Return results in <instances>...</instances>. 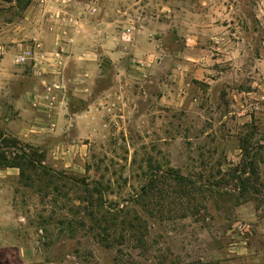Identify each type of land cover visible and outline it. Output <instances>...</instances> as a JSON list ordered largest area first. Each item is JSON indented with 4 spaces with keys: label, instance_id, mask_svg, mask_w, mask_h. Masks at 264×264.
<instances>
[{
    "label": "rangeland",
    "instance_id": "obj_1",
    "mask_svg": "<svg viewBox=\"0 0 264 264\" xmlns=\"http://www.w3.org/2000/svg\"><path fill=\"white\" fill-rule=\"evenodd\" d=\"M107 42L89 101L115 89L110 126L11 131L20 77L95 75ZM1 134L65 188L2 178L0 264H264V0H0Z\"/></svg>",
    "mask_w": 264,
    "mask_h": 264
},
{
    "label": "crops",
    "instance_id": "obj_2",
    "mask_svg": "<svg viewBox=\"0 0 264 264\" xmlns=\"http://www.w3.org/2000/svg\"><path fill=\"white\" fill-rule=\"evenodd\" d=\"M66 12L68 9H64ZM46 44L43 43V40H39L37 43V49L40 51L39 58L37 59V66L42 65V61L45 58L44 53L48 56L47 48L44 49ZM110 45L104 43L98 52H85V58L90 61L80 62L81 65L95 67V75L90 74L89 70H86L85 75L82 74L83 70L79 69L78 62L76 63L77 69H65V66H61L62 82L59 83L61 76L56 77L55 81H58V84L47 86L45 84L49 82V78L52 76L50 74L44 75L36 71L34 79L36 82H33L31 86H27L28 79L25 76L20 77L18 85L22 88L12 89L11 94L8 95L12 98L11 103L13 108L18 114L16 120L6 119L8 121V127L11 131L22 140L26 142H34L35 133L34 130L52 128L53 129H63L67 126H73L76 124H83L90 128H106L110 126L109 120H114L115 116V105L117 104L116 97L118 96L115 89L111 88L105 90L103 94L98 96L96 102H91L92 85L91 83L94 80V76L102 77L105 75L104 67L96 60H101L102 57H109L115 59L119 56V51L117 49L109 50ZM65 50V48H63ZM44 52V53H43ZM42 53V54H41ZM62 62L67 61L68 56L63 53L60 54ZM78 58L81 56H77ZM48 60L49 57H48ZM74 60V59H72ZM69 72V73H68ZM85 72V70H84ZM70 74V75H69ZM22 78V79H21ZM82 80V84H78ZM62 84V85H61ZM62 86V87H61ZM70 88L72 95L80 98L83 102L87 103V106L79 112H72L70 105L68 103V93L67 88ZM168 100L166 95L160 96V103L166 102ZM97 112V114H95ZM96 115V124L91 120L93 115ZM110 114V115H109ZM106 116H109L107 119ZM86 122V123H85ZM81 124V125H82ZM23 128V129H22ZM33 131V132H32ZM38 135V133H36ZM11 170L14 168H5L0 169V182L2 178H5L8 174H11ZM17 174V173H16ZM2 183V182H1Z\"/></svg>",
    "mask_w": 264,
    "mask_h": 264
},
{
    "label": "trees",
    "instance_id": "obj_3",
    "mask_svg": "<svg viewBox=\"0 0 264 264\" xmlns=\"http://www.w3.org/2000/svg\"><path fill=\"white\" fill-rule=\"evenodd\" d=\"M5 134H1L0 135V139L5 140H10L11 138H7L5 137ZM7 138V139H5ZM11 140H17V139H11ZM15 142V141H14ZM41 154L38 153L37 151H30V153H26L25 151H21L19 156H16L15 159L8 160L6 159V157L1 156L0 157V169H5V168H17L20 171V178L22 179V181H25L26 184H28V182L33 181V179H35L38 183H43L42 180L45 177H49L51 178L49 185H53L51 186L52 191L54 193L59 194L60 193V188H65V185H61L59 186L58 184L54 183V177H52L49 173V171H47L41 164V161L39 162L40 156ZM252 168L251 172L252 174H255L258 172V170L256 169V164L255 161L251 164ZM30 172V173H28ZM60 182V178L57 179ZM182 185H184V183H182Z\"/></svg>",
    "mask_w": 264,
    "mask_h": 264
},
{
    "label": "built area",
    "instance_id": "obj_4",
    "mask_svg": "<svg viewBox=\"0 0 264 264\" xmlns=\"http://www.w3.org/2000/svg\"><path fill=\"white\" fill-rule=\"evenodd\" d=\"M31 55V51H27V53L26 54H24L20 59L21 60H25V58H28V56H30ZM19 62V61H18Z\"/></svg>",
    "mask_w": 264,
    "mask_h": 264
}]
</instances>
